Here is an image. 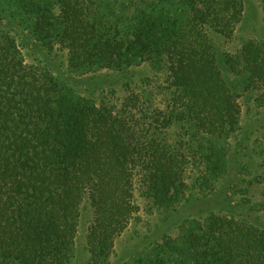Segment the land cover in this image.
I'll return each mask as SVG.
<instances>
[{
  "label": "trees",
  "instance_id": "obj_1",
  "mask_svg": "<svg viewBox=\"0 0 264 264\" xmlns=\"http://www.w3.org/2000/svg\"><path fill=\"white\" fill-rule=\"evenodd\" d=\"M258 1L264 20V0ZM185 4L197 36L209 27L230 39L244 13L243 0ZM65 26L70 30L39 36L67 50L72 70H120L129 64L108 45V36L82 35L72 22ZM150 29L136 45L143 55L154 45L165 56L170 103L183 107L204 133L232 130L240 111L219 80L213 55L180 36L174 43L162 40ZM80 51L89 63L76 61ZM255 56L245 46L225 63L237 73L236 59L243 61L249 72L244 91L264 109V50ZM140 97L130 93L113 104L82 96L46 68L27 64L17 40L0 31V264H68L84 200L92 209L87 252L93 264H108L115 238L137 212L133 187L138 183L143 197L162 204L170 190L184 185L186 159L161 138L148 137L164 123L149 117ZM232 235L240 254L220 264H264L254 253L258 237L252 230L234 227Z\"/></svg>",
  "mask_w": 264,
  "mask_h": 264
},
{
  "label": "rangeland",
  "instance_id": "obj_2",
  "mask_svg": "<svg viewBox=\"0 0 264 264\" xmlns=\"http://www.w3.org/2000/svg\"><path fill=\"white\" fill-rule=\"evenodd\" d=\"M185 1L0 0V31L17 40L27 64L46 68L65 87L96 102L117 104L130 93L138 94L149 117L164 123L148 137L161 138L186 159L184 185L170 190L166 202L155 204L142 196L138 183L133 187L137 212L115 238L108 264H220V259L240 254L237 243L229 240L234 227L252 230L258 237L254 253L264 260V109L244 91L249 72L243 61L236 59L237 73L225 63L228 55L236 58L245 46L253 56L264 50L262 7L258 0H243L242 19L226 39L209 27L197 36ZM70 22L82 35L108 36V45L129 64L120 70H72L67 50L39 36L69 31L65 25ZM149 29L162 40L174 43L180 36L213 55L219 80L240 111L232 130L204 133L183 107L170 103L173 90L167 89L169 81L164 83L165 56L156 53L154 45L143 55L136 45ZM76 61L85 64L90 59L80 51ZM91 220L92 209L84 200L68 264H93L86 249Z\"/></svg>",
  "mask_w": 264,
  "mask_h": 264
}]
</instances>
